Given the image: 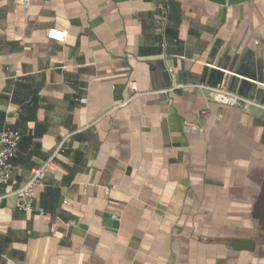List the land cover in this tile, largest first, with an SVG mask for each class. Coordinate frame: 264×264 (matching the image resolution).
<instances>
[{
    "label": "crops",
    "instance_id": "crops-1",
    "mask_svg": "<svg viewBox=\"0 0 264 264\" xmlns=\"http://www.w3.org/2000/svg\"><path fill=\"white\" fill-rule=\"evenodd\" d=\"M198 84L264 100V0H0L1 192L62 143L0 264H264L263 113Z\"/></svg>",
    "mask_w": 264,
    "mask_h": 264
},
{
    "label": "built area",
    "instance_id": "built-area-1",
    "mask_svg": "<svg viewBox=\"0 0 264 264\" xmlns=\"http://www.w3.org/2000/svg\"><path fill=\"white\" fill-rule=\"evenodd\" d=\"M48 36L49 38L62 41L64 33L50 30ZM169 71H172V69H169ZM131 85L134 87V83H131ZM195 88L201 90L209 100L220 105L233 107L240 111H247L250 107L260 109L263 113L262 125L264 129V100L256 101L246 98L227 90L220 84L215 86L198 84L195 85ZM77 100L79 102L84 101V99ZM182 129L183 131H200L197 127L192 125H183ZM20 137L21 135L18 130L7 127L0 130V205L7 196L13 195L15 197V207L21 212H30L34 207L32 202L34 188L37 185H40L45 178L46 171L51 167L54 157L62 150V143L57 146L49 159H47L40 167L33 170L32 175L26 182L10 193H2L1 186L10 178V160L16 153ZM64 204L67 205L68 203L64 201Z\"/></svg>",
    "mask_w": 264,
    "mask_h": 264
},
{
    "label": "water",
    "instance_id": "water-1",
    "mask_svg": "<svg viewBox=\"0 0 264 264\" xmlns=\"http://www.w3.org/2000/svg\"><path fill=\"white\" fill-rule=\"evenodd\" d=\"M217 4H227V5H234L238 3L248 2L252 0H208Z\"/></svg>",
    "mask_w": 264,
    "mask_h": 264
}]
</instances>
